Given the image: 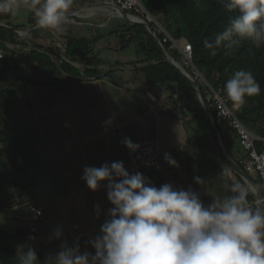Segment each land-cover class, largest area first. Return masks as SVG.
I'll list each match as a JSON object with an SVG mask.
<instances>
[{"label":"crops","instance_id":"0c3cea01","mask_svg":"<svg viewBox=\"0 0 264 264\" xmlns=\"http://www.w3.org/2000/svg\"><path fill=\"white\" fill-rule=\"evenodd\" d=\"M18 1L26 5L28 3V0ZM112 1L73 0L66 23L71 21L81 25L96 14L94 7L107 4L113 6ZM86 11L89 14H85ZM1 14L3 18L10 17L8 12H0ZM30 86L44 95V99L32 95L30 100L35 114L46 117V130L39 141L38 150L49 171L45 176H32L34 184L40 189L37 203L32 199L26 201V196L21 202L44 210V216L40 219L31 216L32 222L40 220L41 226V234L34 241L43 244L36 248L30 245L35 251H44V260L47 256L58 253L64 242L69 246L79 244L82 252L94 254L88 241L100 234V227L108 218V210L113 205L107 198L106 183L95 192L88 188L82 179L85 167H101L105 163L110 165L112 162L122 161L130 174L140 172L156 187L168 183L178 189L191 188L197 193L202 191L205 206L211 204L213 199H223L233 194L228 192L225 184H231L234 173L246 181L243 175L223 162L224 159L221 160L222 154L209 120L207 124L210 133L202 135L191 132L189 124L194 122L191 120L192 116L180 110L175 116L163 112L161 105L156 104L158 100L146 88H131L95 77L56 86L28 82V87ZM52 91L56 96H51ZM72 93L82 94V97L78 98ZM151 104L156 105L155 109L150 107ZM109 120L112 121L111 124H107ZM219 134L222 146L231 158L222 141L221 131ZM125 138H131L140 147L147 143L154 144L159 151L161 169L149 167L135 171V151L123 144ZM166 154L179 164L178 168L165 160ZM239 165L246 171L245 167L240 163ZM224 170L228 171V177L223 175ZM246 172L254 181L256 172ZM197 176L204 180L202 185L195 182L194 178ZM248 185L257 197L255 203L264 208V204L258 200L256 190L249 183ZM199 187L202 190L199 191ZM57 229L63 232L62 239L54 238L53 233Z\"/></svg>","mask_w":264,"mask_h":264},{"label":"clouds","instance_id":"9594fccd","mask_svg":"<svg viewBox=\"0 0 264 264\" xmlns=\"http://www.w3.org/2000/svg\"><path fill=\"white\" fill-rule=\"evenodd\" d=\"M219 3L235 14L214 41H204L205 48L215 55V49H232L244 39L257 48L264 46V0ZM72 4L73 0H31L30 7L39 27L62 31ZM16 7L15 0H0V12ZM118 16L123 17L121 12ZM224 87L228 98L241 105L245 96L261 91L246 70L237 71ZM123 144L132 151L140 147L131 138H125ZM165 160L179 167L170 155ZM83 172L82 179L93 192L106 183L107 198L113 205L100 234L88 241L94 254L82 252L79 244L64 242L58 253L41 262L34 248L21 246L19 264H264V208L248 204L244 185L226 183L233 194L205 206L191 188L178 189L168 183L156 187L142 173L130 174L122 161L85 167ZM223 175L228 177V171ZM194 179L199 185L204 183L199 176ZM53 236L62 239L63 232L57 229Z\"/></svg>","mask_w":264,"mask_h":264},{"label":"trees","instance_id":"16d2710c","mask_svg":"<svg viewBox=\"0 0 264 264\" xmlns=\"http://www.w3.org/2000/svg\"><path fill=\"white\" fill-rule=\"evenodd\" d=\"M141 1L145 9L158 20L163 29H160L156 22L150 21L157 34L155 37L143 24L126 20L113 23L110 34H115L119 38L120 47H127L133 41H137L138 51L144 55V58L140 60L118 62V64L126 66L141 63L140 68L145 74L146 89L152 92L156 100L164 101L165 105L170 106V109L165 113L175 116L180 110L192 116L191 120L194 121L208 120L206 107L200 94L207 99L209 89L205 83L199 82L201 93L197 92L184 75L166 59L157 38L168 54L191 75L195 76L192 67L183 60L182 50L175 45L174 40L182 42V44L189 42L192 46V64L208 83L215 89H221L222 95L226 98H228L224 87L226 81L232 78L237 71H249L260 85L261 91L255 96H245V102L237 109V116L250 130L264 136V46L257 48L244 39L232 49L223 47L215 49V55L212 54V49L204 47V41H214L216 34L227 27L229 18L235 13L227 10L219 3V0ZM126 12L149 21L146 15L141 12L135 10ZM8 16L10 15L8 14ZM4 19L6 18H3L1 14L0 21L4 22ZM10 25L9 22L0 23V49L5 52V57L0 60V141L3 142V145L0 146V193L7 187L16 186L18 190L23 191L34 184L32 177L28 180L22 179V174L33 163L27 151L23 150L25 137L14 136L10 133L9 116L16 103L18 92L12 84L4 81L3 76L5 71L20 66L19 51L26 50L27 47L33 45L31 49L27 50V53L43 67L44 73L48 74L51 71L58 73L57 76L46 77L43 81L32 82L37 85L56 86L69 81H82L93 77L110 79L109 74L113 71L112 68L107 71H103L101 68L104 61L95 54L93 49V42L97 38L78 37L62 31L60 36H64L67 40L66 55L70 59L58 64L41 44H34L28 38L23 39L16 31V27H10ZM100 36L102 37L103 34ZM11 44L13 47H10ZM76 63H86L87 65L81 72ZM63 71L67 74H64ZM207 102L214 114L219 132L221 131V136H223V126L230 127L235 131L228 120L218 117L214 102L212 100ZM229 103L235 104L236 102L229 99ZM258 145L262 146L263 144L259 141ZM18 156L24 158V164L17 162ZM247 156L248 151L246 150V158ZM220 158L223 160L222 156ZM255 183L258 184L257 181ZM193 187L196 185L193 184ZM4 197L0 202V208L17 204L19 198L23 200L24 195H16L15 191L11 190ZM247 201L250 206H255L252 201ZM40 234V220L34 224L21 225L15 232L0 228V264H19L18 257L22 254L20 249L22 243L27 238H37ZM36 254L43 262L44 251H36Z\"/></svg>","mask_w":264,"mask_h":264},{"label":"rangeland","instance_id":"374dc122","mask_svg":"<svg viewBox=\"0 0 264 264\" xmlns=\"http://www.w3.org/2000/svg\"><path fill=\"white\" fill-rule=\"evenodd\" d=\"M16 4H18L19 7L8 11L10 17L4 19L2 24L9 22L11 23L10 27H16L20 29L36 24L34 11L30 7L31 0H28L27 5L26 3L18 0L16 1ZM100 6L101 5L94 7L93 11L96 12V14L93 17L87 18L86 21L81 25L70 21L69 23H65L63 25L62 31L71 33L72 35H77L78 37L85 36L90 39L97 38L93 42V49L95 54L104 61V64L101 66V68L103 71L110 70L111 68L113 69V71L109 74L110 79H106L118 82L131 88H146L144 87L146 85L145 74L140 68L142 65L141 63L126 65V67H121V65L118 64V62H127L132 60L137 61L144 58V55L138 51L139 45L137 41H133L129 46L122 48L120 47L121 45L119 43V38L115 34H110V31L113 28V23L129 20L122 16L117 17L119 14L109 4L103 7ZM85 14H89L88 11H86ZM144 15L147 17V13ZM70 17L76 20L78 19L76 16ZM149 17L153 22H156L160 29H163L162 25L155 17L152 15H149ZM62 31L44 29L37 26L36 28L29 31L22 33L19 31L17 32H19L23 39L28 38L34 44H41L43 48H45V50L52 56V58L58 64H60L62 61L70 59V57L66 55L67 40L64 36H60ZM100 34H103V36L101 37ZM179 45L182 47V42H177L178 47ZM32 47L33 45L27 47L26 50L19 51L20 66L18 68H11V70L5 71L3 73L4 81L12 84L18 92L16 103L11 109L9 116V121L11 122L10 133L14 136L25 137L23 150L27 151L33 163V167H29L28 170L22 174L23 180H28L33 176V174L35 176L38 175V177L45 176L46 172L49 171V168L47 169L44 162L42 161V153L40 154V150H38L39 141L44 137L46 130V117L43 115L40 117L39 115L35 114V110L30 100L32 95L34 97H42L43 99L44 95L40 94L39 90L36 88H31V86L28 87V82L32 83L33 81H43L46 77L57 76L58 74L57 72L53 71L49 72L48 74L44 73L43 67L27 53V50L31 49ZM76 65H78L80 71L82 72L87 64L76 63ZM63 73L67 74V72L64 71ZM75 92L80 93V91ZM72 94L73 96L77 95L78 98L82 97V94ZM51 96H56L54 91H52ZM189 125L191 132L200 133L202 135L207 132L210 133V128L206 119L196 120ZM223 129L224 127H222V141L225 142L230 157L238 164H243L242 166L244 167L245 165L243 161L246 158V150L242 146L238 134L230 127L224 130ZM43 143L44 141H42V144ZM253 179L259 183L264 191V185L259 178L258 173L253 176ZM230 183H239L244 185L248 189L247 200L255 203L253 200H256L257 197L252 193V189L244 179H240L237 174L234 173L233 177L231 176ZM231 184H229V186ZM11 190L15 191L16 195L26 196V201L32 199V201L35 203H37V195L40 194V189L35 184L23 191L18 190L16 186H12L5 188L0 193V202L5 198L4 195L10 193ZM200 190L202 189L199 187V191ZM228 192L230 193L229 188ZM199 194L203 202L204 194L202 191H200ZM18 201L19 202L15 205L6 207L3 206L0 208V228L15 232L21 225L34 223L31 220L33 213L30 211L29 204H23L20 198ZM255 207H260V205L256 202L254 208ZM31 244L36 248L43 243L35 242L34 239H30L29 237L25 240V242L22 243L21 246H30ZM22 251L23 249H21V252Z\"/></svg>","mask_w":264,"mask_h":264},{"label":"built area","instance_id":"2783aa9c","mask_svg":"<svg viewBox=\"0 0 264 264\" xmlns=\"http://www.w3.org/2000/svg\"><path fill=\"white\" fill-rule=\"evenodd\" d=\"M116 11L120 14V9L127 10H135L137 12H141L143 14L147 13V19H150L149 15H151L143 6L141 0H113L112 1ZM120 8V9H118ZM130 17L137 18L140 20V17L134 16L130 14ZM175 45H177V41L174 40ZM13 47V45H10ZM183 60L186 64L190 65L194 71L195 76L191 75L198 82H203L208 87V97L204 99L206 101L212 100L215 104V109L218 117L228 120L230 126L235 129L237 132L241 144L248 151L247 158L243 161L245 164V169L248 172H256L261 178V181L264 185V136L259 135L252 130H250L237 116V109L241 104L235 103L230 104L229 99L222 95L221 89H215L204 76L200 73V71L192 64V46L189 42L183 43L182 47ZM5 57L4 50L0 49V60ZM203 100V99H202ZM156 104L161 105V109L163 112L168 111L170 106L165 105L164 101H157ZM150 107L155 109L156 105L151 104ZM262 142V146L258 145V142ZM3 145V142L0 141V146ZM17 162L19 164H24V158L22 156L17 157ZM156 168L161 169V162L159 157V151L154 144H144L139 147L138 150L135 151L133 155V169L135 171H141L145 168ZM264 199V195L263 198ZM30 211L33 213V217L35 219H40L44 216V210L42 207L35 206L33 204H29Z\"/></svg>","mask_w":264,"mask_h":264},{"label":"water","instance_id":"95a60500","mask_svg":"<svg viewBox=\"0 0 264 264\" xmlns=\"http://www.w3.org/2000/svg\"><path fill=\"white\" fill-rule=\"evenodd\" d=\"M120 9V8H118ZM123 17H125L126 19H128L129 21L133 22V23H138V24H143L145 25L150 31L151 33H153V35L155 37H157V34L155 32V29L152 27V25L150 24L149 21H145V20H135L133 18H130V16L123 11L122 9H120ZM38 26V24H34L30 27H26V28H15L17 31L19 32H25V31H29L31 29H34ZM160 46L163 48L164 53H165V57L168 61H170L183 75L184 77L188 80V82L196 89L197 92L201 93V88H200V84L197 80H195L193 77H191V75L185 70L183 69L169 54L168 52L165 50V48L163 47L162 43L160 42V40L157 38ZM200 97L203 99V103L206 107V111H207V116H208V120H209V124L211 126V129L213 131V135L215 140L217 141L218 147L220 149V152L222 154V157L225 161V163H227L231 168H233L235 171H237L238 173H240L241 175H243V177L246 179V181L253 186V188L256 190L257 192V196H258V200L264 204V199L263 195H264V191L251 179V177L247 174V172L238 164L236 163L234 160H232L231 158L228 157V155L226 154L221 140H220V134H219V128L216 124L215 121V117L214 114L211 110L210 105L208 104V102L204 99V96L202 94H200Z\"/></svg>","mask_w":264,"mask_h":264},{"label":"bare ground","instance_id":"6f19581e","mask_svg":"<svg viewBox=\"0 0 264 264\" xmlns=\"http://www.w3.org/2000/svg\"><path fill=\"white\" fill-rule=\"evenodd\" d=\"M135 20L137 19V18H134Z\"/></svg>","mask_w":264,"mask_h":264}]
</instances>
